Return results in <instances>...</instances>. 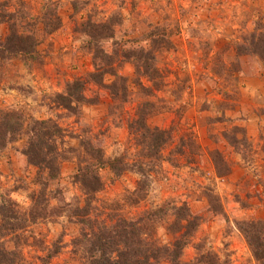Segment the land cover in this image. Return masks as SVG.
<instances>
[{
  "label": "rangeland",
  "instance_id": "rangeland-1",
  "mask_svg": "<svg viewBox=\"0 0 264 264\" xmlns=\"http://www.w3.org/2000/svg\"><path fill=\"white\" fill-rule=\"evenodd\" d=\"M11 1L24 23L39 27L42 9H56L61 23L48 35L37 30L33 59H0V210L12 209L0 242L16 249V263L85 264L78 239L87 226L77 224L74 211L86 196L72 177L90 161L89 141L100 144L105 159L123 156L131 164L137 156L127 124L147 104V124L172 135L164 160L146 176L135 167L117 177L101 169L103 188L89 200L90 218L133 221L165 202L186 201L199 227L184 263L262 264L240 227L264 221V0ZM87 20L113 28L111 39L96 42L115 67L121 63L113 87L110 74L102 82L90 77L100 62L92 38L80 32ZM6 32L0 28L1 36ZM139 50L152 52V67L136 60ZM76 79L86 84L87 102L70 112L58 95ZM34 120L61 128L55 147L63 162L45 201L35 194L32 204L37 168L27 162V138L17 129ZM6 123L15 127L9 135ZM31 210L34 223L19 230ZM166 226L150 231L164 245L172 241Z\"/></svg>",
  "mask_w": 264,
  "mask_h": 264
},
{
  "label": "trees",
  "instance_id": "trees-1",
  "mask_svg": "<svg viewBox=\"0 0 264 264\" xmlns=\"http://www.w3.org/2000/svg\"><path fill=\"white\" fill-rule=\"evenodd\" d=\"M11 3V0H6L0 4L2 6L0 8V28L7 29L4 35H0V59L19 56L33 59L32 56L36 54V47L39 44L37 30L39 29L45 35L55 32L61 25L59 16L56 9L51 13L42 9L38 17L39 27H36L37 25L24 23L22 11ZM15 3L21 4V1ZM73 4L75 5V3ZM27 17L30 18L29 15ZM86 22L82 25L80 32L92 38L94 46H97L92 51L93 58L100 62L99 65L93 64L95 71L90 77L98 78L102 82L103 76L110 74L115 78L111 85L113 87L115 86L114 82L121 80L116 72V67H119L120 62L116 63L115 67L111 54L105 53L104 48L99 47L96 43L111 39L113 28L106 22L92 23L88 20ZM124 56H127V53ZM153 58L151 51L139 50V54L136 56V60L140 64L146 65V68L152 67ZM144 74L148 79H151V74H147L146 71ZM85 86V82L78 79L69 82L64 93L58 95L60 105L73 112L76 110V104H85L87 102L83 96ZM110 95L114 96L113 91L110 92ZM117 98H119L118 95ZM147 107V104L142 107L138 105L134 118L127 124L137 156L131 164L124 162L123 156L105 159L100 144L94 145V142L89 141L85 146L91 147L88 150L90 161L85 167H78L76 174L72 177L75 184L79 185L81 193L86 196L83 205L74 211L77 224L87 226V229H84L86 231L82 232V239H78L79 243L84 241L86 246L83 250L85 264H160L162 261H166L168 264H187L182 260V253L197 232L199 220L190 211L186 201L179 203L168 201L158 208L144 211L136 220L128 221L117 218L113 224L108 225L89 216V200L103 188V182L99 176L101 169L108 168L117 177L135 167L138 174L146 176L156 162L164 160L161 151L171 142L172 135L169 130L150 127L147 124V118L151 113ZM18 125L17 132L23 131L22 135L27 138L26 150L23 151V154L27 162L37 168L34 180L37 189L32 190L29 196L32 204L34 201L37 203L35 199L33 200L35 194H37L36 199L39 198L43 202L46 198L47 183L58 179L60 175L63 158L55 145L56 140L61 137L62 130L51 120H34L26 125L25 131L23 130L24 123H18ZM11 128L15 129L13 123L4 125V129H9L8 135L13 132ZM3 140L5 141L4 138L0 139V145ZM10 140L9 138L8 141ZM32 211L28 216L24 215L25 218H20L23 225L19 230L27 228L29 223H34L37 210ZM10 213H12V209L8 210L5 206L0 210V214L3 216L0 224V238H4L3 232L9 224L6 216H10ZM37 216H41V214L38 213ZM162 222H167L166 230L172 239L165 245L157 242L151 233L155 226ZM240 230L250 246L254 258L263 264L264 221L242 223ZM54 252L56 253L57 249H54ZM18 256L16 249H8L4 243L0 242V264H17Z\"/></svg>",
  "mask_w": 264,
  "mask_h": 264
}]
</instances>
